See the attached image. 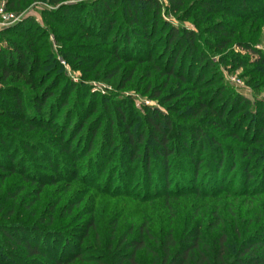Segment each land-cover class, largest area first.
<instances>
[{"label":"trees","instance_id":"16d2710c","mask_svg":"<svg viewBox=\"0 0 264 264\" xmlns=\"http://www.w3.org/2000/svg\"><path fill=\"white\" fill-rule=\"evenodd\" d=\"M167 1L197 29L163 21L158 0H95L96 37L78 36L106 47L95 65L102 80L121 90L140 75L165 113L141 115L130 100L70 83L30 25L24 43L0 46V264H264V98L245 97L219 71L244 68L246 83L264 88L252 27L264 0ZM136 4L146 6L140 19ZM11 176L20 185L3 191ZM58 183L64 196L79 185L80 197L62 205L56 187L42 208L45 188ZM101 197L161 205L162 225L140 210L138 220L116 212L107 231Z\"/></svg>","mask_w":264,"mask_h":264},{"label":"rangeland","instance_id":"374dc122","mask_svg":"<svg viewBox=\"0 0 264 264\" xmlns=\"http://www.w3.org/2000/svg\"><path fill=\"white\" fill-rule=\"evenodd\" d=\"M13 1L14 0H0V10H2L4 14L13 15L15 19L14 23L2 25V19L0 17V32L6 29L13 30V27H16L17 25H24L22 28L14 30V36L1 38L0 46H6L11 41L24 43L25 39L23 36L27 33L25 27L30 25V31H34L42 36L41 43H43L44 51L55 61L53 62L51 60L52 65L53 63H56L55 65L58 66L57 69L55 68V73L61 72L62 76L70 83L80 85V87L87 91L88 94L90 93L106 97L115 96L120 101L130 100L131 107L141 115H143L145 108L147 107L157 109L162 113L166 112L165 106L161 105L158 100L150 99L149 96L145 94L146 81L140 75L137 74L134 77L133 82L128 83L125 88L117 90L115 86L102 80L101 76L98 74L99 67H95V65L101 60L103 55L101 51L106 47L99 38H95L96 32L93 33L89 30V26L91 25V16L89 13H91V5H93L95 0H62L59 5H54L49 0H25L24 3H15ZM158 2L161 5L159 17H161L163 21L176 27H185L192 30L197 29L196 25L190 19L182 20V14H171L168 11L169 5L167 0H158ZM62 5H66L67 7L76 6V8H74L75 10H73V12H69L64 16L60 12V6ZM136 7L138 10V19L145 16L144 10L146 9V6L137 5ZM120 12L121 10L119 9V14ZM252 27L257 30L255 48L264 52V20L258 21ZM81 30L85 31L84 34H92L95 37L87 38V35H84L82 39H79L78 36L81 35ZM71 31H75L76 34L71 40H69L68 38ZM109 39L107 41H109ZM232 49L236 53L238 52L241 55L250 57V61L255 59L250 53H247L236 46H233ZM42 52L43 50L40 53ZM214 57L215 61L218 62L219 55L217 54ZM48 65L52 67L51 63ZM130 66L131 65H127V67ZM124 69L127 70L128 68L124 67ZM219 71L223 77V81L245 97L251 100L264 98V88L254 89L252 85L246 83L248 76L244 75V68L235 69L230 66L219 64ZM61 85L59 89L61 88ZM1 87L3 86L0 85V88ZM18 87L24 88L22 84H18ZM6 98L7 97H5V99ZM15 185H20V183H18V177L11 176L5 181L3 191H6L7 188ZM56 185L57 186L50 189L45 188L47 192L44 194L47 196L42 195L41 200L38 203L42 208H45V206L51 203V201L56 199V196L52 193L54 189L56 190V187H58V190H56L58 197H62V205L70 196L71 198L80 197L77 193V191H81L79 185H72L71 193H68L65 196L63 191L59 189L60 186L58 185L61 184L58 183ZM96 203L102 205V215L106 222L107 231L110 226V217L116 212H118V215L121 213L122 217L138 220L140 219V215L137 212L140 210L147 214L146 216L148 219L153 221V225H155L156 229H159L162 225V211L159 208L161 205L156 209H151L149 206L138 207L132 202L126 203L124 201H121L118 205L105 201L102 197L99 198ZM89 206L92 208L94 207L93 203H90ZM96 206L98 205L96 204ZM59 210L60 209H58V212L60 213ZM254 210L255 208L253 207L252 212H254ZM62 219L61 224L64 223L66 225L69 221V218L63 217ZM128 225L129 222H123L120 231H125Z\"/></svg>","mask_w":264,"mask_h":264},{"label":"built area","instance_id":"2783aa9c","mask_svg":"<svg viewBox=\"0 0 264 264\" xmlns=\"http://www.w3.org/2000/svg\"><path fill=\"white\" fill-rule=\"evenodd\" d=\"M0 17L2 19V25H9L15 22L13 15L4 14L2 10H0Z\"/></svg>","mask_w":264,"mask_h":264}]
</instances>
